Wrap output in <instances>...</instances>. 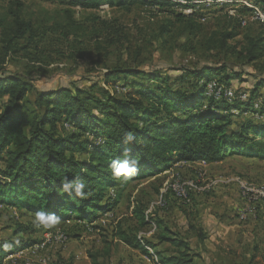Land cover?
<instances>
[{"label": "trees", "instance_id": "1", "mask_svg": "<svg viewBox=\"0 0 264 264\" xmlns=\"http://www.w3.org/2000/svg\"><path fill=\"white\" fill-rule=\"evenodd\" d=\"M247 1L264 12V0ZM68 3L83 10L96 9L103 3L122 9L134 4L157 7L165 17L150 35L161 46L170 45L172 37L179 34L180 37L195 38L198 53L200 49L207 54L213 51L226 60L228 56H235L248 64L264 57V21L256 16L251 19L255 12L245 4L235 6L233 14L226 11L222 16L225 18L223 25L205 33L201 30L197 11L170 13L175 6L195 8L194 4L182 5L175 0H68ZM10 18L6 22L5 17L0 16V100L4 99L0 109V204L33 215L51 213L59 219L71 216L93 221L98 212L108 211L112 205L109 202L111 196L106 193L109 188L118 187V193V189L123 190L129 182L154 176L172 163L215 162L227 154L264 159V123L246 119L235 129L231 112L234 109L248 112V107H240H252L259 95H256L258 88L264 86L263 77L257 78L245 101L237 96L242 92L240 89H236L233 99L228 100L223 93L219 98L204 95L207 82L215 80L226 89L230 88L232 74L239 76L224 72L228 60L220 65H203L196 70L186 66L179 68L194 76L195 85L191 90L173 88L164 72H144L138 66L124 62L106 67L101 81L108 87L110 80L119 75H142L149 83L140 86L138 96L123 94L125 85L117 84L112 85L111 92L104 90L102 97L77 86L38 90L29 78L48 71L45 64L41 70L38 63H43L49 46L63 45L67 39L75 40L77 30H81L80 37L89 32L78 25L79 22L38 23L18 11L12 12ZM100 19L96 16L90 22L99 24L100 34L104 35L100 36L102 40L108 46L115 42L126 45L120 41L121 36L112 39L117 30L110 34L111 21ZM249 23L259 24V30L247 28ZM141 42L147 44L150 39ZM140 45L136 47L138 50H133L130 60L133 64L143 49ZM129 49L128 44L125 51L130 53ZM59 54L64 52L60 50ZM14 64L19 66L21 74L7 70V65ZM29 95L33 96L32 100ZM260 99L263 105L259 113H264V96ZM28 102L31 107L27 106ZM62 120L77 129L81 136L84 132L92 135L93 141L82 139L74 132L59 133L57 124ZM127 133L134 135V142L125 143ZM126 149L128 158L139 161V172L127 181L114 179L109 163L125 158ZM65 178L83 182L88 195L81 198L74 192L64 191L62 182ZM132 213L140 229L149 225L143 206H135ZM155 223L159 229L155 235L157 242L168 243L171 247L170 253L155 252L158 264H201L197 259L201 254L186 238L171 231L160 219ZM24 228L19 225L15 231L23 232ZM114 231L125 245L153 259L146 246L156 249L155 242L142 241L135 232L129 233L119 224ZM24 243L1 241L0 264L14 250L29 247L36 241ZM91 261L100 264L95 259L91 258Z\"/></svg>", "mask_w": 264, "mask_h": 264}, {"label": "rangeland", "instance_id": "2", "mask_svg": "<svg viewBox=\"0 0 264 264\" xmlns=\"http://www.w3.org/2000/svg\"><path fill=\"white\" fill-rule=\"evenodd\" d=\"M175 1L182 5L196 6L195 8L175 6L170 9V13L180 10L184 14H189L197 11L200 13L198 17L201 30L205 33L221 27L225 22L223 14L226 11L233 14V9L238 4L248 5L254 10L255 15L253 16V13L251 19L258 17L264 21V12L261 8L247 0ZM14 11L38 23H49L53 20L58 24L79 22L78 25L86 27L89 32L88 35L80 37L81 30H77L78 36L75 40L67 39L63 45L49 46L43 63H38L41 64L39 67L41 70L45 64L48 71H42L45 73L29 78L38 90L77 86L102 97L104 90L111 92L112 85L117 84L125 85L123 94L138 96L140 86L149 83L142 75H119L110 80L111 85L108 87L101 81V75L106 67L124 62L134 67L138 66L137 68L144 72H164L168 76V84L173 88L191 90L195 85L194 76L179 68L186 66L196 70L203 65L215 66L228 60V67L224 72L239 74V76L232 74L230 88H226L233 90L228 100H232L234 91L240 89L242 92L240 91L237 96L245 101L251 94L257 78H264V57L260 61L248 64L235 56H228L226 60L213 51L207 54L200 49L198 53L195 38L180 37L179 34L172 37L170 45L161 46L151 39V33L165 17L157 7L134 4L122 9L103 3L96 9L83 10L79 6L71 7L68 0H0V16L5 17L6 22L10 21V15ZM96 16L102 18L100 20L111 21L110 34L117 30V35L112 36V39L117 40V36H121L120 41L126 45L115 42L108 46L101 38L104 35L100 34L99 24L90 22L91 18ZM246 27L255 32L259 30L257 23H249ZM143 39H150V42L142 43ZM128 44L130 53L125 51ZM138 44H141L143 49L141 54H137L138 58L133 64L130 60ZM60 50L64 52L63 55L59 54ZM7 70L21 74V69L16 64L7 65ZM209 82L206 84L204 95L206 97L208 94L215 95L219 98V94L214 93L212 88L215 80ZM214 86L225 89L217 82ZM257 94L258 98L253 101L252 107L248 105L240 107V109L248 107V112L235 109L231 111L233 128L238 129L246 119L264 123V113H259L260 106L263 105L260 98L264 96V86L258 88ZM28 98L32 100L33 96L29 95ZM3 103L4 99L0 100V109ZM26 104L31 107L30 102ZM57 128L61 134L74 132L81 136L77 129L67 125L64 120L58 122ZM81 138L93 141L92 135L87 132H84ZM234 156L244 159H236ZM236 184L240 185L241 189H238ZM254 184L264 187V159L227 154L215 162L172 163L170 167L154 176L129 182L123 190L118 189V193L116 192L118 187L109 188L106 193L107 196H111L109 202L112 205L108 211L98 212L93 221L78 220L70 216L59 219L52 227L44 228L34 223L36 215L0 204V242L22 244L29 240L36 241L29 247L14 250L4 260L25 249L28 251L31 249L34 250V254H39V258H43V264H92L91 258L100 264H158L155 252L170 253L171 248L168 243L157 242L155 235L159 229L156 228L155 221L160 219L171 231L186 238L190 246L201 254V257L197 258L201 264H264V211L261 210L264 208V193H260V187H255ZM177 185L186 188L188 196H185V189L173 190ZM246 189H253V194H256L257 212L241 221L238 218V209L246 205L254 206V199L244 198L245 205L243 204L240 190L246 192ZM135 206L145 208L150 222L142 229L139 228L132 213ZM118 224L129 233L135 232L142 241L155 242L156 249L146 246L153 259L120 241L114 235ZM19 225L25 227V231L16 233ZM230 226L236 227L234 240H229L227 236V228L232 229ZM221 228L223 230H220ZM42 241L44 242L40 246ZM78 253L79 258L75 259ZM24 264H42V260L31 258Z\"/></svg>", "mask_w": 264, "mask_h": 264}, {"label": "clouds", "instance_id": "3", "mask_svg": "<svg viewBox=\"0 0 264 264\" xmlns=\"http://www.w3.org/2000/svg\"><path fill=\"white\" fill-rule=\"evenodd\" d=\"M125 143H132L135 137L131 133H127L124 137ZM126 156L123 159H113L109 163V169L114 179L127 181L137 175L139 172V161L136 158H128V150H125ZM64 191L74 192L77 196L84 198L88 195L84 191L85 185L81 181H68L66 178L62 182ZM59 218L51 213H37L34 223L38 226L49 228L56 225Z\"/></svg>", "mask_w": 264, "mask_h": 264}, {"label": "built area", "instance_id": "4", "mask_svg": "<svg viewBox=\"0 0 264 264\" xmlns=\"http://www.w3.org/2000/svg\"><path fill=\"white\" fill-rule=\"evenodd\" d=\"M213 92L219 93V94L223 93V95H225L226 98H229V93L233 92V90L213 87ZM242 96H244V95H242ZM255 187H260V193H264V187L259 186V185L258 186L255 185ZM174 189H185V196H188V195H186V188H184L183 186L177 185L173 188V190ZM242 195L244 196V198L246 200L247 199H254V206H247L246 205L244 208H242V210L238 213V218L241 221L247 219V217L249 215L257 212L256 194H253V189H246V192H242ZM178 197H181V196H178ZM61 236H62V234L60 235V237ZM44 241L40 242V246L43 244ZM29 253L32 255V260H42V264H43V258H39V254H34V250L30 249Z\"/></svg>", "mask_w": 264, "mask_h": 264}, {"label": "crops", "instance_id": "5", "mask_svg": "<svg viewBox=\"0 0 264 264\" xmlns=\"http://www.w3.org/2000/svg\"><path fill=\"white\" fill-rule=\"evenodd\" d=\"M233 158H236V159H244V158H239L237 156H234ZM251 159L253 160V158H251ZM246 160H249V159H246ZM249 161H251V160H249ZM244 162H247V161H244ZM254 185L258 186L260 184H254ZM236 186L238 187V189H241L240 185L236 184ZM240 192L242 194V191L241 190H240ZM241 199L243 200V204L245 205V199H244V196L243 195H241ZM240 208L238 209V212H240V210L242 209V208L241 209ZM261 210L264 211V208L261 209ZM230 227H232V229L229 228V227L227 228L228 229L227 236H228V239L229 240H234L235 239L234 238V235H235V232L234 231H235L236 227L235 226H230ZM220 230H223V228H221ZM237 231H239V230H237ZM237 241L238 240L236 239V242ZM225 242H226V240H225ZM78 255H80V254L78 253L76 255V258L75 259H78L79 258ZM31 258H32V255L29 253V251L27 249H25L23 252H19V253H16V254H13V255L7 257L6 260H4L2 264H24L27 260H30ZM52 264H54V263H52Z\"/></svg>", "mask_w": 264, "mask_h": 264}, {"label": "bare ground", "instance_id": "6", "mask_svg": "<svg viewBox=\"0 0 264 264\" xmlns=\"http://www.w3.org/2000/svg\"><path fill=\"white\" fill-rule=\"evenodd\" d=\"M247 6H248V5H247ZM209 83H210V82H209ZM215 83H216V82H214V85H215ZM214 85L212 86V88L215 87ZM218 94H219V93H218ZM220 95H221V94H219V96H220ZM231 95H232V92L229 93V97H231ZM208 96H211V95L208 94ZM214 96H215V95H214ZM216 97H217V96H216ZM224 97H225V95H224ZM228 99H230V98H228Z\"/></svg>", "mask_w": 264, "mask_h": 264}]
</instances>
